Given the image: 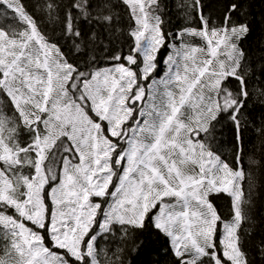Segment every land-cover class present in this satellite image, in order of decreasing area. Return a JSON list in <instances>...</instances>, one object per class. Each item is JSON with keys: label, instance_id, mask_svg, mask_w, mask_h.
Instances as JSON below:
<instances>
[{"label": "snow or ice", "instance_id": "6c2138e0", "mask_svg": "<svg viewBox=\"0 0 264 264\" xmlns=\"http://www.w3.org/2000/svg\"><path fill=\"white\" fill-rule=\"evenodd\" d=\"M175 8L173 25L165 0H0V264H132L150 231L169 264H264V56L239 0Z\"/></svg>", "mask_w": 264, "mask_h": 264}, {"label": "trees", "instance_id": "16d2710c", "mask_svg": "<svg viewBox=\"0 0 264 264\" xmlns=\"http://www.w3.org/2000/svg\"><path fill=\"white\" fill-rule=\"evenodd\" d=\"M25 2L31 4L34 0H25ZM224 2L225 0H204V3L207 5V11L214 15H219ZM239 2L242 3L245 13L242 18L250 22L252 27V33L244 41L243 47L253 61L259 62L260 57L264 56V51H262V48H264V0H239ZM165 3L169 5V11L172 13V24L180 23L179 17L175 14L176 0H165ZM163 70V64H161L160 71L163 73ZM245 115L249 120V124L246 126L244 132V144L247 151L254 144L258 145L259 143L255 127L261 121V105L258 102L250 101ZM253 119L255 120V125L251 123ZM220 139L222 140L221 152L225 157L231 159L233 132L227 125L224 126ZM245 167H247L246 163ZM253 178L255 186L252 189L253 206L251 208V216L253 220L250 231L253 234L251 243L254 245L264 236V168L255 169L253 171ZM245 187L247 188V184H245ZM219 203L221 210L227 214V198L219 201ZM139 239L143 240V245L138 251L131 252L128 256L132 264H169L170 255L166 252L167 245L163 237L158 236L154 231H150L144 233Z\"/></svg>", "mask_w": 264, "mask_h": 264}, {"label": "rangeland", "instance_id": "374dc122", "mask_svg": "<svg viewBox=\"0 0 264 264\" xmlns=\"http://www.w3.org/2000/svg\"><path fill=\"white\" fill-rule=\"evenodd\" d=\"M161 74H163V73H161Z\"/></svg>", "mask_w": 264, "mask_h": 264}, {"label": "flooded vegetation", "instance_id": "af4514ba", "mask_svg": "<svg viewBox=\"0 0 264 264\" xmlns=\"http://www.w3.org/2000/svg\"><path fill=\"white\" fill-rule=\"evenodd\" d=\"M162 73V72H161Z\"/></svg>", "mask_w": 264, "mask_h": 264}]
</instances>
